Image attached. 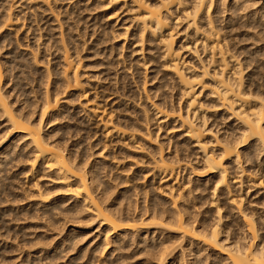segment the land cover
<instances>
[{
    "label": "bare ground",
    "instance_id": "bare-ground-1",
    "mask_svg": "<svg viewBox=\"0 0 264 264\" xmlns=\"http://www.w3.org/2000/svg\"><path fill=\"white\" fill-rule=\"evenodd\" d=\"M0 2L5 243L63 234L47 264H264V0Z\"/></svg>",
    "mask_w": 264,
    "mask_h": 264
},
{
    "label": "rangeland",
    "instance_id": "rangeland-1",
    "mask_svg": "<svg viewBox=\"0 0 264 264\" xmlns=\"http://www.w3.org/2000/svg\"><path fill=\"white\" fill-rule=\"evenodd\" d=\"M64 3H66V1H64V2H57V5L59 6V7H62V5L61 4H63L64 5ZM0 5H1V2H0ZM3 5V4H2ZM7 5V4H6ZM1 10V9H0ZM19 10H21V8L19 9ZM15 11H17V10H15ZM40 19H44L42 22H40L39 24H37L36 23V26H40L41 27V25H43V24H45V21L46 20H48V18H40ZM20 23H25V25H26V27L27 26H29L30 25V23H31V20L30 19H28V21L26 20L25 22L22 20H20ZM33 24H34V22H32ZM32 24V25H33ZM26 27L24 28V29H26ZM23 34H25V32L23 33V31H20L19 32V34H18V37H17V39L19 40V46L20 47H22V46H24V45H26V43L27 42H29L30 43V41H29V39L30 40H32V36H30L28 39H24V35ZM13 37H14V35H13ZM42 40H43V38H42ZM242 44H244V43H241V45ZM221 127H223V126H221ZM12 182H13V184L16 186V187H21V185L24 183V181L22 180V179H13L12 180ZM27 183H28V181H27ZM26 186H27V184H26ZM254 198V195L250 198V200H252ZM11 202H9V203H4V204H1V206H0V208L2 209V208H4L5 209V207H7V205H8V207L10 206V205H12V206H15V205H20V203H15V205H14V203L12 204H10ZM4 205V206H3ZM6 205V206H5ZM0 209V210H1ZM11 217L12 216H9V215H6L4 218H6L7 220L10 218L11 219ZM1 219V218H0ZM14 221V222H13ZM19 221H21L22 222V224H24L23 222H24V220L22 221V219L21 220H17V222H16V220H12V221H10V222H12L11 224L7 221V224L6 225H8V227H10L11 225H13L14 227H15V223L16 224H21V222H19ZM19 222V223H18ZM1 221H0V227H4V226H1ZM21 224V225H22ZM12 226V227H13ZM11 227V228H12ZM68 228H69V230L71 229V227H69V226H67ZM7 228V227H6ZM6 228L4 227V229H0V234H2V237L0 236V238L2 239L3 237L5 238V239H8V238H6L5 236H3V234L5 233V230H6ZM68 228H65V230L66 229H68ZM3 230V231H2ZM28 231H31L30 233H32V230H30V229H27ZM27 230H25V232H27V233H29ZM39 230V233H40V231H41V229L39 228L38 229ZM38 230H37V233H38ZM96 230L94 229V231L91 233V235H89V237H88V239H91V236H94L95 234H96V232H95ZM59 232V231H58ZM12 234V233H11ZM54 234H57V232H55ZM31 235V237L33 236L34 238H35V235H32V234H30ZM63 235V234H62ZM61 234H60V236H56L55 238H54V240H53V244L54 245H57V243L56 242H58L59 241V239H60V237L62 236ZM11 237H13V234L12 235H10ZM11 237H9L10 239L9 240H7L6 242L7 243H5V241L2 239V240H0V264H23L22 262H24V264H41V262L38 260V258L37 259H35L34 260V258L36 257V255H37V257H38V255L39 254H41V253H38V254H36V253H34L35 251L37 252V250H40V249H44V247H42L43 246V244L45 245V243H47V244H49L50 243V245H48L47 246V244H46V246L48 247V248H46V250H49V248H50V250H55V248H54V246H52L51 247V245H53V244H51L52 242H48V241H52V240H46V242H45V240L43 241V242H45V243H42V241H39L38 243L36 242V244H37V246H39V247H37V246H35L34 247V251H33V248H31V247H28V248H31V250H29L27 247H25V249H19L17 252H15L17 249H16V247H15V245H13V243L15 244L16 243V241L15 240H12L11 239ZM28 237H30L29 236V234L28 235H26V239L28 238ZM34 238H32V239H34ZM28 239H30V238H28ZM10 240L11 241H14V242H10ZM1 241H2V243H1ZM8 241H9V243H8ZM11 243V244H10ZM5 244V245H4ZM9 244H10V246H9ZM42 244V245H41ZM11 245H13V247L11 246ZM41 245V246H40ZM2 246L5 248H2ZM6 246V247H5ZM8 246V247H7ZM9 247H10V249H9ZM14 249V247H15V249H14V251L12 250V248ZM42 247V248H41ZM9 249L10 251H11V253H10V251L8 250H6V249ZM39 248V249H38ZM6 250V251H4V250ZM26 249H28V250H26ZM36 249V250H35ZM22 250H24V252L22 251ZM45 250V249H44ZM26 251H28L27 253H26ZM31 251V252H30ZM8 252V253H7ZM18 252H20V253H22V254H24V255H22V254H20V253H18ZM31 253L32 254V260L30 259V260H26L25 258H26V256H27V254L28 253ZM2 253H3V255H2ZM5 253V254H4ZM7 253V254H6ZM34 254H36L35 255V257H33V255ZM21 255V256H20ZM26 255V256H25ZM69 255H70V253L67 255V258H63V256H60V258H58V260H55V261H53V263H55V264H58V263H62L63 261L65 262V260L67 261V259H68V257H69ZM2 256V257H1ZM64 256L66 257V255L64 254ZM63 259H62V258ZM5 260V261H4ZM38 260V261H37ZM61 260V261H60ZM63 260V261H62ZM30 261V262H29ZM58 261V262H57ZM27 262V263H26ZM29 262V263H28ZM32 262H34V263H32ZM49 262V261H48ZM47 262V260H44L42 263H45V264H47L48 263ZM52 263V264H53Z\"/></svg>",
    "mask_w": 264,
    "mask_h": 264
}]
</instances>
